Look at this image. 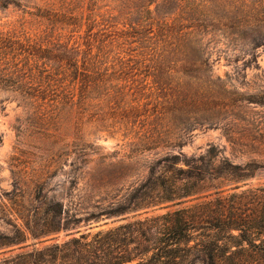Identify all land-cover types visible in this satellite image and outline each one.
<instances>
[{"label":"rangeland","instance_id":"rangeland-1","mask_svg":"<svg viewBox=\"0 0 264 264\" xmlns=\"http://www.w3.org/2000/svg\"><path fill=\"white\" fill-rule=\"evenodd\" d=\"M205 1L222 25L195 33L177 21L180 0H159L148 14L137 0H0V39L17 43L7 54L0 49V59L9 58L0 66L17 68L22 83L0 84V213L11 206L6 195L30 219L42 201L55 200L64 205L67 227L41 243L30 239V247L1 251L0 261L35 243L44 248L82 235L92 241L110 229L152 247L164 239L170 213L198 203H157L163 160L180 153L176 168L185 173L184 159L210 149L233 166L255 164L240 191L264 187V106L236 103L214 83L221 78L247 97L264 94V45L255 47L260 39L249 35L241 39L238 30L242 18L264 23V6ZM195 35L204 36L211 80L189 74L204 66ZM21 44L33 54L39 48L53 54L49 60L20 55ZM70 57L76 68L59 62ZM76 74L89 75L93 89L74 87ZM165 175L181 188L191 183L184 173ZM233 186L228 179L206 184ZM10 231L0 220V233Z\"/></svg>","mask_w":264,"mask_h":264},{"label":"trees","instance_id":"trees-1","mask_svg":"<svg viewBox=\"0 0 264 264\" xmlns=\"http://www.w3.org/2000/svg\"><path fill=\"white\" fill-rule=\"evenodd\" d=\"M137 1L143 4L142 8L147 10V14L151 13V7L159 5V0ZM180 4L177 21L187 24L186 26L193 28L195 33L210 27H221V21L217 22L210 17L212 11L209 1L180 0ZM258 5L264 6V0H259ZM245 6L247 5L243 4L242 8ZM238 30L242 33L239 34L241 39L244 35H249L251 38L260 39L259 42L254 41L255 47L264 45L262 21L242 18ZM195 38L198 45L196 55L205 67L192 68L189 74L211 80L212 70L204 58L205 51L202 49L204 36L195 35ZM0 40V49L4 48V54H7L8 49L15 51L14 45L17 43ZM19 53L49 60L53 50L39 48L37 53L33 54L22 48ZM8 59L4 56L0 60L7 62ZM59 62H66L72 68L77 67V60L72 57L60 59ZM19 72L17 68L0 66V84L21 85ZM87 77L90 78L86 74L74 75V87L81 83L93 89L95 85L87 80ZM227 78H230L229 75ZM214 83L223 88L230 100L234 99L236 103L264 106V94L258 98L247 97L239 91L237 85L228 88L227 82L221 78ZM22 93L24 97L30 98L26 96L29 93ZM186 136L183 134L181 139ZM182 157L183 153H180L163 160L164 174L159 176L155 183L158 190L157 203H181L191 198L198 203L189 209L170 213L168 216L172 221L163 234L164 239L157 240L152 247L145 246L142 241L134 239L127 232L110 229L98 232L92 241L82 235L79 239L75 238L61 245H47L44 248H38L35 243V248L31 251L5 258L0 264H264V187L240 191L244 187L240 186V182L252 178L257 166H233L226 159L219 158L214 149H210L204 157L191 161L184 159L183 162L188 167L185 173L183 169L176 168ZM171 172L187 174L183 180L187 178L191 183L179 187L177 178H168L165 175ZM223 179L233 182L234 186L229 190L206 187L208 182ZM6 196L11 206L4 205L0 220L10 227L11 231L9 234L0 233V252L13 247H30L27 245L30 239L39 240L41 243L43 239L67 228L62 224L65 210L61 202L47 199L42 201L41 210L35 211V215L30 219L29 214L20 209L15 197L13 198L14 195ZM123 212L124 210H120L105 214L109 217ZM18 219L22 221V225L17 223ZM131 246L134 248L130 249Z\"/></svg>","mask_w":264,"mask_h":264}]
</instances>
